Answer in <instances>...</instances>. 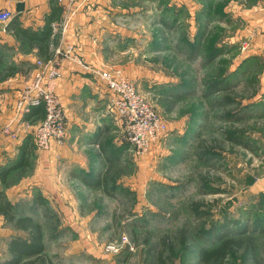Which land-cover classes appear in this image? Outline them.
I'll use <instances>...</instances> for the list:
<instances>
[{"label": "rangeland", "instance_id": "1", "mask_svg": "<svg viewBox=\"0 0 264 264\" xmlns=\"http://www.w3.org/2000/svg\"><path fill=\"white\" fill-rule=\"evenodd\" d=\"M224 6L196 27L177 0L133 15L135 66L114 69L166 131L144 153L121 139L113 165H101V187H74L66 210L48 202L49 217L37 211L45 251L30 264H158L161 252L167 264H200L220 236L239 242L224 264L264 263V11L226 19ZM0 54L1 97L17 61L1 45Z\"/></svg>", "mask_w": 264, "mask_h": 264}, {"label": "crops", "instance_id": "2", "mask_svg": "<svg viewBox=\"0 0 264 264\" xmlns=\"http://www.w3.org/2000/svg\"><path fill=\"white\" fill-rule=\"evenodd\" d=\"M157 1L0 0V9L13 11L11 20L0 22V45L3 52L4 49L12 52L13 60L17 61L9 63L16 65L13 77L1 84L0 172L17 162L24 144L29 143L31 150L28 167L10 171L7 184L0 177V190L12 203L21 201L24 196L33 201L32 193L37 188L48 202L59 203L66 210L68 204L75 201L74 187L102 186L94 185V180H103L102 164L113 165L121 151V136L117 134L118 122L114 123L104 114L109 97L107 88L85 64L100 69L120 67L130 73L135 64L132 65L133 48L129 44L137 38L132 30L136 27L132 17L142 10L151 11ZM177 3L189 12L187 20L195 27L205 22V12L211 15L207 22L213 23L219 4H225L226 19L231 15L248 20L251 11L258 14L264 11V0H256L252 5L247 0H177ZM139 25L141 23H137ZM68 45L74 46L72 52L82 63L74 58L57 62L56 92L67 116L65 143L50 150L38 149L30 127L20 128L18 139L3 134L1 128L15 115L17 100L32 79L38 60L53 59L55 48L64 49ZM103 155H107L106 160L102 159ZM14 224L0 213V263L10 257L9 240L24 232Z\"/></svg>", "mask_w": 264, "mask_h": 264}, {"label": "built area", "instance_id": "3", "mask_svg": "<svg viewBox=\"0 0 264 264\" xmlns=\"http://www.w3.org/2000/svg\"><path fill=\"white\" fill-rule=\"evenodd\" d=\"M72 1V0H70ZM13 17L10 9H0V22ZM56 29V28H55ZM74 46L55 48L53 59L38 60L32 79L22 90L16 103V112L1 128V132L18 139L20 128H31L35 145L42 150H50L55 145L64 144L67 139V116L56 92L59 76L57 62L65 58L82 60L72 52ZM107 88L109 112L120 127L121 139L130 144L136 153H144L154 145L166 131L161 116L150 103L141 96L134 82L121 70L97 68L85 64ZM44 106L45 116L40 120L30 119L26 114L34 107ZM117 251L114 246L108 247Z\"/></svg>", "mask_w": 264, "mask_h": 264}, {"label": "trees", "instance_id": "4", "mask_svg": "<svg viewBox=\"0 0 264 264\" xmlns=\"http://www.w3.org/2000/svg\"><path fill=\"white\" fill-rule=\"evenodd\" d=\"M3 62V55L0 54V66H2ZM45 111L44 106L34 107L26 117L30 119L43 118L45 116ZM29 145V143H26L21 147L19 159L16 163L0 172V177L4 184H7L6 177L9 175L8 173H10V171L16 168L24 170L28 167L29 154L31 151ZM93 184L101 186L103 185V181L98 178L94 180ZM24 203L23 201L12 203L7 198L4 191L0 190V213L5 215L7 221L15 223V227L24 230L26 233V235L13 236L9 240L10 257L0 264H30L33 263V259L39 257L45 251L43 228L40 223L35 221L33 215L37 213V211H42L44 216L49 217L50 208L48 206V200L39 192L34 196L32 203ZM27 211L30 214H27ZM219 239V243L216 247L212 249L204 247L200 250V264H207L211 261L224 264L230 247H232L233 244H239V242L232 237L225 238L220 236ZM158 261V264H167V260H165L162 252L158 255ZM255 264L264 263L256 260Z\"/></svg>", "mask_w": 264, "mask_h": 264}, {"label": "water", "instance_id": "5", "mask_svg": "<svg viewBox=\"0 0 264 264\" xmlns=\"http://www.w3.org/2000/svg\"><path fill=\"white\" fill-rule=\"evenodd\" d=\"M18 8H19V10H21V6H19Z\"/></svg>", "mask_w": 264, "mask_h": 264}]
</instances>
